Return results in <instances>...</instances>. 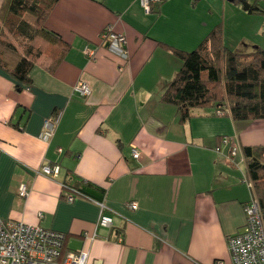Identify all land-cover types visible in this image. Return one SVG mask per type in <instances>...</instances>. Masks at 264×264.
Segmentation results:
<instances>
[{"label":"crops","instance_id":"0c3cea01","mask_svg":"<svg viewBox=\"0 0 264 264\" xmlns=\"http://www.w3.org/2000/svg\"><path fill=\"white\" fill-rule=\"evenodd\" d=\"M247 4L260 11L227 0H161L152 12L139 0H59L45 22L69 45L56 69L33 67L19 91L0 71V221L62 232V252H86L88 264H230L227 238L243 232V207L257 198L243 149L264 147V120L206 107L180 122L161 98L181 68L173 51L194 50L216 27L230 51L264 48V0ZM107 27L125 38L126 64L101 44ZM81 81L86 99L72 92ZM43 165L57 170L46 177ZM71 187L90 199L67 201ZM98 203L111 230L97 227Z\"/></svg>","mask_w":264,"mask_h":264},{"label":"trees","instance_id":"16d2710c","mask_svg":"<svg viewBox=\"0 0 264 264\" xmlns=\"http://www.w3.org/2000/svg\"><path fill=\"white\" fill-rule=\"evenodd\" d=\"M58 1L0 0V71L15 81L17 91L31 84L33 67L51 73L69 49L67 43L45 27ZM258 11L254 7L248 10ZM37 42L42 49L35 45ZM4 51L10 53L9 59H5ZM173 54L181 61V68L161 100L176 108L180 122L188 120L192 110L206 107H216L212 115L223 112L234 122L264 120V48L254 47L251 52L242 53L230 51L216 27L194 50H174ZM243 155L264 220V147L244 148ZM71 189L80 198L90 199L80 189Z\"/></svg>","mask_w":264,"mask_h":264},{"label":"built area","instance_id":"2783aa9c","mask_svg":"<svg viewBox=\"0 0 264 264\" xmlns=\"http://www.w3.org/2000/svg\"><path fill=\"white\" fill-rule=\"evenodd\" d=\"M161 0H139L145 11L150 12L151 6ZM101 44L106 45V50L122 63L129 60L128 52L125 49V38L107 27L101 34ZM82 53L85 57L93 61L95 50L84 47ZM73 94L82 99L90 96V88L84 82H78L72 90ZM223 112H215L216 117L224 116ZM60 118L59 113H55L51 118L44 121L39 134L41 142L48 144L52 139ZM224 143L226 140L224 139ZM60 152V150H58ZM133 159H138L139 154L136 149H132ZM237 154V149L230 151V157ZM57 168L43 165L39 173L46 177H51ZM251 187V185H250ZM70 193L66 200L71 202L77 194L68 188ZM18 197L26 198L28 189L20 186ZM80 198V197H79ZM100 216L97 227L107 230L112 228V219L102 214L104 205L98 203ZM130 211H136L138 206L135 202L127 204ZM245 216L244 230L227 238V247L230 256V264H264V220L254 195L244 205ZM66 235L62 232L48 230L39 226L26 225L21 222L0 221V264H88V254L83 251L65 252L63 246ZM95 264V263H94ZM215 264H223L217 261Z\"/></svg>","mask_w":264,"mask_h":264},{"label":"rangeland","instance_id":"374dc122","mask_svg":"<svg viewBox=\"0 0 264 264\" xmlns=\"http://www.w3.org/2000/svg\"><path fill=\"white\" fill-rule=\"evenodd\" d=\"M27 19L30 21L31 20V18H29V17H27ZM8 41H10L9 39H8ZM16 46H19V44L17 43V44H15ZM35 45L37 46V47H40L41 49H42V46H40L41 44L39 43V42H37V43H35ZM20 48L18 47V52H20ZM7 51H4L3 53H4V57H5V59H9V57H10V53H6ZM236 53H242V52H251V48H248V49H246V51H245V49H241V51H239V50H237V51H235Z\"/></svg>","mask_w":264,"mask_h":264},{"label":"water","instance_id":"95a60500","mask_svg":"<svg viewBox=\"0 0 264 264\" xmlns=\"http://www.w3.org/2000/svg\"><path fill=\"white\" fill-rule=\"evenodd\" d=\"M227 1L231 3L234 0H227ZM238 1L241 3L244 11H248L249 10V5L247 4V0H238Z\"/></svg>","mask_w":264,"mask_h":264},{"label":"bare ground","instance_id":"6f19581e","mask_svg":"<svg viewBox=\"0 0 264 264\" xmlns=\"http://www.w3.org/2000/svg\"><path fill=\"white\" fill-rule=\"evenodd\" d=\"M129 55V54H128Z\"/></svg>","mask_w":264,"mask_h":264}]
</instances>
